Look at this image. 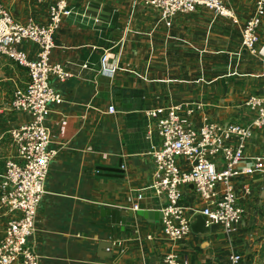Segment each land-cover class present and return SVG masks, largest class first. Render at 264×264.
Returning <instances> with one entry per match:
<instances>
[{
	"label": "crops",
	"instance_id": "0c3cea01",
	"mask_svg": "<svg viewBox=\"0 0 264 264\" xmlns=\"http://www.w3.org/2000/svg\"><path fill=\"white\" fill-rule=\"evenodd\" d=\"M0 2L20 22L33 18L45 23L54 0ZM224 2L238 23L205 7L179 12L167 25L153 7L134 5V0L71 2L72 14L54 34L51 60L72 76L64 81L51 77L63 96L62 103L50 105L46 119L49 148L57 153L28 239L40 264H162L172 247L182 264H230L232 251L242 255L240 264H264L258 254L264 239V200L254 198L261 196L264 181L258 177L233 180L246 211L232 235L212 224L208 233L192 232L174 246L164 235L162 222L135 216L127 219L135 222L127 231L128 226L114 223L107 214L109 209L126 216L162 208L163 198L149 187L155 170L149 152L161 138L146 116L148 108L184 104L181 119L196 128L208 121L250 124L253 120L245 102L264 87V60L243 48L241 29L253 15L256 0ZM93 3L100 4L98 11ZM258 33L264 44V18ZM23 48L30 58L36 57V44L26 42ZM105 50L110 53L109 65L118 68L114 74L101 72ZM26 80V69L0 54L3 132L29 119L11 106L15 87ZM111 105L114 113L108 112ZM259 152L264 153V130L248 145L249 154ZM15 155L16 146L6 134L0 138V173ZM120 160L126 170L123 178L99 174L98 166L118 167ZM245 183L253 185V196H244ZM189 193L186 197H193ZM9 218L0 204V238ZM102 241L113 242L111 257L99 254Z\"/></svg>",
	"mask_w": 264,
	"mask_h": 264
},
{
	"label": "built area",
	"instance_id": "2783aa9c",
	"mask_svg": "<svg viewBox=\"0 0 264 264\" xmlns=\"http://www.w3.org/2000/svg\"><path fill=\"white\" fill-rule=\"evenodd\" d=\"M72 1L54 0L45 23L33 18L20 22L0 2V54L24 67L27 75L26 82L15 87L11 106L29 116L19 126L5 132L0 129V138L9 134L16 146V155L5 161L4 171L0 173V204L10 214L0 238V264H40L39 255L28 239L34 232L38 205L46 193L50 163L57 153L49 148L51 132L46 119L50 105L62 103L63 96L52 85L51 77L64 81L72 76L62 64L51 60L54 34L64 18L72 14ZM139 3L153 7L167 25L172 24L177 13H192L199 7L238 23L237 16L224 0H134V5ZM263 18L264 0H256L253 15L241 29L243 48L262 60L264 44H260L258 31ZM26 42L36 44L35 58H30L23 48ZM109 56V50H105L101 72L114 74L118 68L109 65ZM245 105L254 113L250 124L208 121L197 128L182 121L180 112L184 104L146 110V116L161 138L160 145L153 146L149 152L155 162L149 187L159 197L166 198L161 208L162 230L174 246L192 233L194 216L199 213L209 227L220 224L228 235L234 234L246 210L233 180L239 176H254L264 181V153H248L252 138L264 130V87L259 94L250 95ZM115 111V106H109V113ZM153 124L148 125L149 135ZM182 158L186 163L180 161ZM243 190L245 197L254 194L251 183H245ZM186 192L196 195L197 202L185 204ZM241 261L240 253H230V264ZM162 264H182L175 248L165 255Z\"/></svg>",
	"mask_w": 264,
	"mask_h": 264
},
{
	"label": "water",
	"instance_id": "95a60500",
	"mask_svg": "<svg viewBox=\"0 0 264 264\" xmlns=\"http://www.w3.org/2000/svg\"><path fill=\"white\" fill-rule=\"evenodd\" d=\"M96 7V11L101 7L99 3H93ZM107 9V8H105ZM104 13H109L104 10ZM99 174L113 176L118 178H123L126 174V170L123 168V161L120 160L118 167H108V166H98ZM190 187H193L192 185ZM166 202V198H163V205ZM107 214L112 217L114 223H121L123 227L128 226L127 231H131V227L135 225V222L132 220H127L128 218L132 219L135 216H140L145 218L148 222L157 221L162 222L163 220V211L161 208L158 209H140L130 212L128 215L124 216L121 213V210L109 209ZM195 221L192 223V232L196 234H206L209 231V226L206 224L205 217L199 213L195 216ZM126 229V228H124ZM123 229V230H124ZM100 255L102 257H111L113 255V242L111 241H102L99 246Z\"/></svg>",
	"mask_w": 264,
	"mask_h": 264
},
{
	"label": "rangeland",
	"instance_id": "374dc122",
	"mask_svg": "<svg viewBox=\"0 0 264 264\" xmlns=\"http://www.w3.org/2000/svg\"><path fill=\"white\" fill-rule=\"evenodd\" d=\"M255 197L261 198L264 200V190L262 191L261 196L256 195V196H254V198ZM196 202H197V196L196 195L195 196L193 195V197L187 196L185 201H184L185 204H194Z\"/></svg>",
	"mask_w": 264,
	"mask_h": 264
},
{
	"label": "trees",
	"instance_id": "16d2710c",
	"mask_svg": "<svg viewBox=\"0 0 264 264\" xmlns=\"http://www.w3.org/2000/svg\"><path fill=\"white\" fill-rule=\"evenodd\" d=\"M258 254L260 259L264 261V239L260 240V247L258 250Z\"/></svg>",
	"mask_w": 264,
	"mask_h": 264
}]
</instances>
